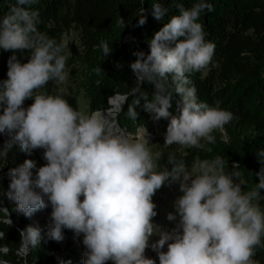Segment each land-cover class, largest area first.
Wrapping results in <instances>:
<instances>
[{
    "label": "clouds",
    "instance_id": "clouds-1",
    "mask_svg": "<svg viewBox=\"0 0 264 264\" xmlns=\"http://www.w3.org/2000/svg\"><path fill=\"white\" fill-rule=\"evenodd\" d=\"M37 3L15 0L0 16V49L13 51L7 61V79L0 81V134L9 137L0 147V160H7L13 146L19 145L26 153L44 149L47 161L37 168L34 161L26 159L10 169L6 196L15 202L17 213L29 218L49 204L52 208L44 236L39 227L21 230L15 254L27 264L30 250L42 239L61 242L68 229L76 237L83 234V264H106L109 260L113 264H156L145 256L149 247L158 253L159 264H259L254 256L264 248V209L259 204L264 166L255 173L259 182L247 191L242 188L246 181L235 171L240 165L234 163V170L226 171L227 161L220 156L200 161L190 172L183 160L170 154L167 163L171 170L164 167L158 171L162 153L151 151L145 125L138 124L134 132L120 129L104 112L85 114L73 108L62 92L40 91L49 81L67 79L69 56L65 43H57L39 30L40 12L33 8ZM178 8L179 14L154 34L150 53H134L137 59L130 67L137 84L128 94L134 98L127 115L136 121L135 109L143 99L144 110L154 120L170 117L165 147L176 144L203 149L202 140L215 144L216 131L226 142L225 125L238 116L199 101L189 78L213 60L216 46L206 40L204 25L198 22L205 10L214 11L213 5L198 0L191 8ZM167 11L159 2L152 5L156 20L163 19ZM144 12L141 7L138 25L146 23ZM118 23L125 27L123 18ZM95 47L102 49L105 57L113 51L106 41ZM25 50L31 55L22 63L16 52ZM94 71L99 74L103 70L97 67ZM144 82L155 87L151 100L141 91ZM174 94L179 97V115L169 111ZM27 99L34 102L25 108ZM256 155L264 165V150ZM176 181H181L182 195L174 201L175 214L167 215L176 226L162 230L153 221L158 214L153 197ZM0 213V223L11 227L10 210L0 207ZM153 236L159 239L150 244ZM5 238L6 233L0 230V240ZM10 251L7 244L0 245V253ZM0 264L9 261L0 259Z\"/></svg>",
    "mask_w": 264,
    "mask_h": 264
},
{
    "label": "trees",
    "instance_id": "trees-1",
    "mask_svg": "<svg viewBox=\"0 0 264 264\" xmlns=\"http://www.w3.org/2000/svg\"><path fill=\"white\" fill-rule=\"evenodd\" d=\"M15 0H0V16L7 12L8 6ZM161 3L168 11L161 20H156L152 15V5ZM198 0H38L33 5L40 12V31L55 38L57 43L62 42V35L74 27L79 31L81 49L79 51L65 50L69 58L66 69L69 68L74 88L68 85V91L62 92L63 96L73 108L80 109L79 96L86 101V110L101 111L109 107L108 99L115 94H126L136 86L135 74L130 65L136 61V52L150 53V41L154 34L167 23L173 15L179 14L178 5L191 8ZM214 7V11L201 14L200 20L204 25L206 40L215 44L212 63L199 72L190 75L197 89L199 101L206 102L209 106H219L233 112L238 119L225 125L228 140L225 142L219 131L214 133L215 144L201 141L203 149L184 148L173 144L165 147L161 141L156 146L155 152L162 153L157 161V170L168 167L167 160L174 154L177 160H183L187 167L194 161L212 160L217 156L224 158L227 163L226 171H233L232 165L238 163L241 178L246 181L243 185L246 191L258 183L255 173L259 172L262 165L257 153L264 150V0H206ZM145 9L146 23L138 25L140 8ZM124 19L125 27L118 23L119 18ZM101 41H106L113 49L107 57L102 49L95 47ZM12 50L0 49V81L7 79L9 57ZM22 63L27 62L31 53L16 52ZM218 65V66H213ZM100 67L103 71L97 74L94 69ZM40 91L55 95L61 91L56 80L49 81ZM141 91L147 92L149 100L155 92L152 84L144 82ZM139 95V94H137ZM134 97L128 95L117 119L121 127L134 131L138 124L147 125L150 122L165 129L170 117L156 121L143 108L144 100L136 107L138 116L136 121L127 115L129 104ZM179 97L173 95V115L177 113ZM27 99L24 107L33 103ZM2 114V109H0ZM9 137L0 134V147ZM211 151H207V149ZM26 159L35 162L37 168L47 161L40 154V149L31 153L22 152L19 145H14L9 152L7 160H0V191L8 190L10 178L8 172L23 164ZM35 174V169L33 170ZM167 186V185H165ZM164 187V186H163ZM162 187V188H163ZM161 188V189H162ZM153 197L156 199L157 193ZM262 199L259 204L264 209V190H261ZM4 206L11 212L12 226L0 223V230L6 233L5 240H0V245L7 244L11 251L0 259L9 261V264H24V260L15 253L19 247L20 231L31 222L32 217H26L15 211V206L6 200ZM3 213H0V219ZM155 217L153 218L154 221ZM47 231V228H43ZM44 236V235H42ZM78 247L68 249L67 256L72 264H83L84 258L80 257ZM61 255L60 246L52 240L45 242L42 239L39 245L32 248L27 257V264H54L55 259ZM254 259L259 264H264V248L257 250ZM106 264H113L109 260Z\"/></svg>",
    "mask_w": 264,
    "mask_h": 264
},
{
    "label": "rangeland",
    "instance_id": "rangeland-1",
    "mask_svg": "<svg viewBox=\"0 0 264 264\" xmlns=\"http://www.w3.org/2000/svg\"><path fill=\"white\" fill-rule=\"evenodd\" d=\"M62 42L67 45V48L65 49L67 52L74 51V50L79 51L81 49L80 41H79V31L76 28H74V27L70 28L68 31L63 33ZM66 71L68 73L67 79L64 82H62V83L56 81L57 87L59 88V90L61 92H67L68 91V85L73 86V88L75 87L74 86V81L71 78V74H70L69 68H67ZM108 105H109V103H108ZM79 106H80V110H82L85 114H89L87 112V110H86L85 98L82 95L79 96ZM120 107L121 108L116 112V115H115L114 118H112V120H114L115 123H117L119 125L120 129H125V128L120 126L119 121L117 119V117H118L117 114L121 111L123 105L120 106ZM178 109H179V107H177L176 111H177V113L179 115V110ZM169 123L170 122L167 123V126H168ZM146 127L148 129V132L150 133L149 143L152 144V145H150L151 151L153 153H155L156 146L158 145V143L161 142V141L164 142V138H165V135H166L167 127L165 129H163V128L157 126L155 123H152V122L147 124ZM134 131H130V132H134ZM43 153H44V149H40V154L42 156H43ZM199 162L200 161H198V160L194 161L189 167H187L188 170L190 172H192L194 167H198ZM193 174H195V173H193ZM180 183H181V181H176V182H173L171 184V186H164L157 193L156 199L154 200V203L157 205L156 211L158 213L157 216L154 219V223L160 225L162 230H171V229H173L176 226V221H169L167 219V215L170 212L175 214L174 201L176 200V198L178 196L182 195V193L179 190L180 189ZM6 200L10 201L6 197V199L4 200V203H5ZM10 203H12L15 206V202L14 201H10ZM1 206H3V205L0 204V207ZM44 209H46V208H44ZM44 209L36 212L32 216V219L34 217H36V219H37V216L39 214L43 213ZM51 211H52L51 208H49L47 210V213L50 214ZM32 219H31V222L28 223V225H26V227L37 225V221L32 223ZM38 227L41 229V233H42L44 231L43 228H45V227L47 228L48 225L47 226H38ZM71 232H73V231H71ZM81 236H83V234H81ZM158 239H159L158 236L151 237L150 238V244L156 242V240H158ZM67 246H68L67 252H68V249H73L75 247L80 248L81 255L86 250L85 246L83 245V243H77L74 238H71V240L68 242ZM162 251H165V252L167 251V244L164 246ZM145 252L150 253L151 254L150 258L154 259L156 261V264H159V257H158V253L157 252L152 250L151 247L147 248ZM68 264H72V262L68 263Z\"/></svg>",
    "mask_w": 264,
    "mask_h": 264
},
{
    "label": "bare ground",
    "instance_id": "bare-ground-1",
    "mask_svg": "<svg viewBox=\"0 0 264 264\" xmlns=\"http://www.w3.org/2000/svg\"><path fill=\"white\" fill-rule=\"evenodd\" d=\"M121 102H122L121 98H119L118 96H113V97H111L109 99V107L107 109L101 110V112H104L105 115H107L110 119H112V118L115 117L116 112L120 109ZM116 125L118 126L117 123H116ZM0 199H2V198H0ZM82 199H83V197H81V200ZM47 208L48 209L51 208L50 204H49V206ZM51 210H52V208H51ZM47 217L49 219L47 221V225H48V224L51 223V218H50L51 217V212H50V214ZM33 227H38V226L37 225H35V226L33 225ZM71 238H74L77 243H82V241H83V236L80 235L79 237H76L74 232H71L70 230L65 229L64 230V240L61 241V242H58L62 246L63 252L67 251V248H68L67 245H68V242L71 240ZM145 256L147 258H150L151 254L148 253V252H145ZM55 264H65V261L62 259L61 255L58 256V261Z\"/></svg>",
    "mask_w": 264,
    "mask_h": 264
},
{
    "label": "water",
    "instance_id": "water-1",
    "mask_svg": "<svg viewBox=\"0 0 264 264\" xmlns=\"http://www.w3.org/2000/svg\"><path fill=\"white\" fill-rule=\"evenodd\" d=\"M113 96H118L119 98H121V100H122V102H121V106L122 105H124L125 104V97H128V95H126V94H115V95H113ZM113 96H111V97H113ZM110 97V98H111ZM109 98V99H110ZM109 99H108V101H109ZM178 107H179V105H178ZM121 108V107H120ZM179 110V109H178ZM119 126V125H118ZM7 196H6V192L5 193H3V192H1L0 191V198H2V199H0V204H2L3 206H1V207H5L4 206V200H5V198H6ZM6 208V207H5ZM47 210H48V208H46V209H44V211H43V213H41V214H39L38 216H37V219H36V217H34L33 219H32V223L33 222H35V221H37V226H47V221L49 220L48 219V213H47ZM11 218V217H10ZM13 222V221H12ZM46 223V224H45ZM49 225V224H48ZM23 230H25V228L23 229ZM45 234V231H43L42 233H41V235H44ZM56 242V241H55ZM59 246H60V250H61V256H62V259L65 261V264H68V263H71V259H69L68 258V256H67V251L66 252H63V248H62V246L58 243V242H56ZM80 257L81 258H84V256H83V254L81 255L80 254ZM58 261V257L55 259V262H57ZM83 261V259L81 260V261H79V262H82Z\"/></svg>",
    "mask_w": 264,
    "mask_h": 264
},
{
    "label": "built area",
    "instance_id": "built-area-1",
    "mask_svg": "<svg viewBox=\"0 0 264 264\" xmlns=\"http://www.w3.org/2000/svg\"><path fill=\"white\" fill-rule=\"evenodd\" d=\"M24 228L26 229L27 227L25 226ZM24 228H23V229H24ZM23 229H22V230H23ZM54 264H55V263H54Z\"/></svg>",
    "mask_w": 264,
    "mask_h": 264
}]
</instances>
